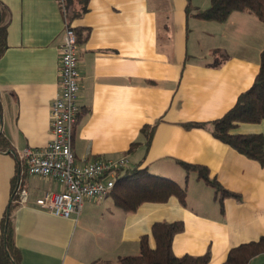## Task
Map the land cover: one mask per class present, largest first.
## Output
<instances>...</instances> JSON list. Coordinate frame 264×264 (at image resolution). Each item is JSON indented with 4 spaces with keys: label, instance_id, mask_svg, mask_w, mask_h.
Wrapping results in <instances>:
<instances>
[{
    "label": "crops",
    "instance_id": "obj_1",
    "mask_svg": "<svg viewBox=\"0 0 264 264\" xmlns=\"http://www.w3.org/2000/svg\"><path fill=\"white\" fill-rule=\"evenodd\" d=\"M0 4L7 12L0 133L12 149L0 151V221L11 200L17 154L44 148L50 140L49 110L59 89L65 21L80 33L75 161L126 157L125 168L146 169L186 189L184 206L170 198L125 213L109 194L84 199L78 215L63 219L32 204L45 192L61 191V185L25 174L22 187L31 202L11 215L20 264H118L122 257L139 254V238L149 236L156 222H183V232L173 240L174 255L209 251L208 264H222L231 248L264 237V167L211 134L214 121L234 106L258 72L259 60L247 51L248 32H199L216 21L197 19L200 8L188 0ZM187 123L204 127L185 128ZM145 125L153 128L148 147L140 135ZM231 133L264 137V120L239 123ZM133 142L141 144L129 153ZM177 161L207 167L238 197L220 202L212 187ZM149 244L154 247L151 238ZM259 257L264 261L262 254L248 264Z\"/></svg>",
    "mask_w": 264,
    "mask_h": 264
},
{
    "label": "trees",
    "instance_id": "obj_2",
    "mask_svg": "<svg viewBox=\"0 0 264 264\" xmlns=\"http://www.w3.org/2000/svg\"><path fill=\"white\" fill-rule=\"evenodd\" d=\"M189 1V0H188ZM251 13L264 23V0H210L209 7L196 11L194 16L199 20L226 22L233 13ZM7 12L0 4V58L4 54L7 30ZM77 42L80 44V33L75 30ZM0 102V127H1ZM264 120V45L259 56V69L249 89L242 92L236 99L234 106L221 118L214 121L211 134L224 144L248 159L256 161L264 167V137L262 134L241 135L233 134L231 130L239 123L256 124ZM185 128L204 127V124L187 123ZM153 128L143 126L140 135L146 147L150 145ZM140 142H133L129 153L138 147ZM0 151H12L8 141L0 133ZM177 163L188 173L196 172L197 177L212 187L219 195V200L225 196H235L225 190L218 181L210 176L205 166ZM17 174L11 184V200L7 207L8 215H3L0 221V264H20V252L14 244L12 212L18 206L16 202L17 189L22 187L24 168L16 157ZM116 207L125 213H133L143 203H165L170 198H176L181 205H185L186 189L176 182L163 177L149 174L146 169L124 168L119 170L113 191ZM184 230L183 222H156L151 226L150 235L139 238V254L122 257L118 264H208L210 252L203 255H183L176 257L172 250L176 235ZM154 247L149 244V239ZM264 254V237L257 241L240 244L229 250L222 264H248L251 259ZM94 264V263H92Z\"/></svg>",
    "mask_w": 264,
    "mask_h": 264
},
{
    "label": "built area",
    "instance_id": "obj_3",
    "mask_svg": "<svg viewBox=\"0 0 264 264\" xmlns=\"http://www.w3.org/2000/svg\"><path fill=\"white\" fill-rule=\"evenodd\" d=\"M78 42L76 32L65 21L59 45V89L50 103V140L44 148H26L17 159L28 176L52 178L62 190L45 192L33 199L39 210L63 219L78 215L86 198L101 199L109 195L116 182L117 173L128 161L122 157L117 161L96 160L78 164L72 150L73 127L77 120L76 104L78 85ZM16 202L27 206L29 192L19 187Z\"/></svg>",
    "mask_w": 264,
    "mask_h": 264
},
{
    "label": "rangeland",
    "instance_id": "obj_4",
    "mask_svg": "<svg viewBox=\"0 0 264 264\" xmlns=\"http://www.w3.org/2000/svg\"><path fill=\"white\" fill-rule=\"evenodd\" d=\"M191 7L198 6L200 10L209 7L210 0H189ZM202 21V20H201ZM213 25H206L199 32H248L246 46L250 55H254L259 60V54L264 45V23L259 21L251 13H233L230 20L226 22H214ZM192 28V26H191ZM194 32V31H193ZM196 32V31H195ZM209 42L211 38H208ZM218 39V37L216 38ZM222 53V52H221ZM219 53V54H221ZM223 54V53H222ZM219 57V56H218ZM259 257L252 264H263Z\"/></svg>",
    "mask_w": 264,
    "mask_h": 264
},
{
    "label": "water",
    "instance_id": "obj_5",
    "mask_svg": "<svg viewBox=\"0 0 264 264\" xmlns=\"http://www.w3.org/2000/svg\"><path fill=\"white\" fill-rule=\"evenodd\" d=\"M6 215H8V209L6 210Z\"/></svg>",
    "mask_w": 264,
    "mask_h": 264
}]
</instances>
